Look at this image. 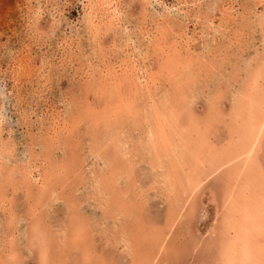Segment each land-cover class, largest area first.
<instances>
[{"label": "rangeland", "instance_id": "374dc122", "mask_svg": "<svg viewBox=\"0 0 264 264\" xmlns=\"http://www.w3.org/2000/svg\"><path fill=\"white\" fill-rule=\"evenodd\" d=\"M263 34L264 0H0V264H40L34 227L52 237L51 264H218L225 176L235 162L202 170L194 192L177 202L182 211L174 213L183 215L172 224L166 214L177 191L164 192L162 175L154 179L162 168L150 170L149 154L137 146L154 123L148 103L166 98L179 106L174 130L163 126L179 134L170 141L203 134L208 151L223 159L238 91H247L248 73L264 59ZM162 59H177L175 67L166 63L172 77L163 75ZM119 97H129L133 125L131 113L110 119L111 127L106 116L96 122ZM121 231L145 241L128 245ZM70 236L78 239L74 247Z\"/></svg>", "mask_w": 264, "mask_h": 264}, {"label": "bare ground", "instance_id": "6f19581e", "mask_svg": "<svg viewBox=\"0 0 264 264\" xmlns=\"http://www.w3.org/2000/svg\"><path fill=\"white\" fill-rule=\"evenodd\" d=\"M165 56H167V55H165ZM166 58H168V57H166ZM170 58H168V59H170ZM162 60H165V59H162ZM165 61H166L165 64L169 63V62H167V60H165ZM169 61H172V60H169ZM175 61L177 63V59ZM261 62L262 63L259 66H257L256 68L251 69L250 72L248 73L250 81H247V83H246L247 85L244 86L246 88L245 90H247V91H244V90L238 91L239 92L238 95L241 98V100L239 99V101H237V105H238L237 112L230 116L231 117V119H230L231 123L228 125V130H229L230 133L227 132V133H229L228 134L229 139H223L222 140V141H224L225 143L228 144L225 147L226 149L224 150V153H225V155L223 157L224 161H220L222 159V158L219 159L220 155L217 156L216 153L213 154V152H211L210 150L208 151V143L206 142L207 139L205 138V136L203 134H202V136H199L197 138L193 137V136H190L188 134V136H186V139H183V141H182V138H183V135H182V136H178V138L179 137L181 138L180 141H176V140H174L175 142L173 140L170 141V139H171L170 136L171 135L174 137L175 135H179V134H176V133L174 134L175 131L171 132V133L168 132V131H165L163 126L168 125V126H166L167 129L168 128H171V129L174 128V125L177 124L175 122L178 121V118L176 117L178 115L176 113V110L179 109V106H178V102H176V101H172V103L169 104V102L166 100V98L163 100L164 104H163V101H162L163 105H160V106L157 105V104H159L158 100H157L158 103H155L156 101L153 102V103L152 102H149V103L147 102L148 106L151 107L152 111L154 112L153 116L150 117V118L148 116V118H149V120L151 118H153L154 123L150 124V128H149L146 140H144V141H142V140L140 141L139 140L140 141L139 142V146H137V148H138V147H141V145H142L143 152L144 153L147 152L149 154L148 159H146V157L145 158L143 157V158L145 159L144 160L145 162H147V160H148L147 164L150 167V170H154L155 171L158 168H162L161 169L162 172H158V170L155 171L156 175H155L154 179L156 177H159L160 175H162V176H160V182L162 183V186L164 188V192L168 191V192H171V193L173 192L174 193V192L177 191V193H176L177 197L176 198L175 197H171L172 198V202H174V203H172V205L170 207L168 206L170 208V211L168 210L167 214H166V219L168 221L172 222V224L178 222L179 221L178 219H180V217L183 215L180 212L179 213H174V212H175L176 209L178 210V208H179V210L182 209L183 206L179 205L178 203L184 202V200H186L190 196V194L192 192H194V189L196 188L197 184H199V182H201L200 175L202 174V170L205 171V170L209 169V167H208L209 164H211L212 167L213 166H217L216 168L213 167L210 170H213V169L217 170V169H219L220 166L224 167V165L230 163V161H234L235 162V163H233L232 167L228 168V173L225 176L226 180H228V183H227L228 188L226 189L228 191V193H227L226 199L225 200L222 199L224 201V208H223L224 212H222L223 214L221 216H222V219H224V220H222V222L223 221L224 222L222 224V227L220 228L221 235H219L220 237L218 238V244H217V246H218V264H264V164L260 166V164H262V163L259 162V158H258L260 149L262 148V141H263L262 139L264 137V70H263L264 69V59ZM176 63H172V64L169 63V64H170V66L172 68V66L175 67ZM164 67L168 69L167 70L168 72H166L167 73V75H166V73L164 74V71H163V75H165L167 77H172L173 76L172 69L169 68V66L167 64ZM162 68H163V65H162ZM165 68H164V70H165ZM176 69L177 68H175L173 70H176ZM159 70H160V68H159ZM175 74H177V73H175ZM173 84H174V82H173ZM244 84H245V82H244ZM91 85H92V83H91ZM134 85H135V83H134ZM192 85H193V83H192ZM177 87H176V89H178ZM244 94H245V96H244ZM175 95L178 97L179 94L176 93ZM117 97H118V95H117ZM150 97H151V94H148V98L149 99H150ZM127 99H129V97ZM127 99L123 100L121 97H119L118 101H117L118 104L116 102H115L116 104H111V106H113L111 111H109V113H106V114L103 113L102 116L98 115L99 117L96 120V122L97 121L99 122L100 121L99 119L104 120L103 117L106 116L107 120H104L105 121L104 124L106 125V123H107V125H109V127H111L110 124L114 125V123H115V122L112 123L113 118H117L116 120L119 119V121H122V119L125 116V115H123V113H127V115H129L131 113L130 117H128V118H129V121L132 122V120H130V118H131L132 113L134 112L135 109L133 110L131 107L127 109L128 105L127 106L125 105V103L127 102ZM177 99L179 100V98H177ZM129 101H131V100H129ZM160 102H161V100H160ZM128 103H130V102H128ZM167 103L169 105H167ZM245 103L248 106V109H247L246 113H244L243 110H242L243 105ZM77 104H78V102H77ZM138 107H140V105ZM135 108H137V107H135ZM145 109L146 108H144V110ZM106 110H104V112ZM142 110H141V112L145 113ZM148 110H146V111H148ZM149 111L151 113V110H149ZM135 113H137V112L135 111ZM170 113H171V115H170ZM142 115L144 117V114H142ZM173 116H175L177 118L175 122L172 121ZM120 117H122V119ZM138 117H139V113H138ZM148 118H147V120H148ZM110 119H112V120H110ZM137 119L139 121L140 117L137 118ZM165 119H166V122H165ZM119 121H117V122H119ZM214 121L215 122H217V121L221 122L222 119L218 120V118H216ZM138 123H141V122H138ZM190 123L191 122H189V125L194 126V122H192L191 124ZM205 124H206V122H204L203 126ZM118 125H120V124H118ZM132 125H133V122H132ZM134 125H135V123H134ZM146 126H148V125H146ZM109 127H108V129H109ZM180 127H182V126H180ZM184 127L188 129V126L187 127L184 126ZM115 128H113V131H115L114 130ZM134 128H136V127H134ZM220 129H221V127H220ZM226 131H227V128H226ZM111 132H112V129H111ZM146 133L144 131V134H146ZM177 133H179V132H177ZM113 136H115L114 133H113ZM144 138H145V135H144ZM113 143H114V141H113ZM210 144H212V143H209V148H210V146L213 147V144L212 145H210ZM222 146L224 147V145H222ZM205 148H206L207 151L205 150ZM210 149L212 150L213 148H210ZM139 151H141V150H139ZM218 151H220V149H218ZM107 154H110V153H107ZM115 157H117V156H115ZM135 157H136V155H135ZM121 160H123V159H121ZM113 161H115V160H113ZM116 162H117V160H116ZM115 165H118V164H115ZM123 165H124V163H123ZM112 166H114V165H112ZM256 166H258L259 169ZM116 167H113V168H116ZM119 167L120 166L118 165L117 169ZM7 168H9V167H7ZM113 168H112V170L115 171V169H113ZM51 169H52V167H51ZM10 170H11V172L13 171L12 169H10ZM10 170H8V171H10ZM72 170L74 171V169H72ZM45 171H44V173L47 172V171L46 172ZM116 171H118V170H116ZM51 172H49V173H51ZM56 173L58 175V172H56ZM75 173H77V172H75ZM223 173H225V172H223ZM204 174H205V172H204ZM73 175H71V176H73ZM6 177H8V175ZM51 181H48V182L50 183ZM39 182H41V181H39ZM52 182H54V181H52ZM44 183H43V185H44ZM49 183H47L45 185L47 186V188L51 185L52 188L51 187L50 188L53 189L52 183L50 185H49ZM46 186H45V188H46ZM38 187H37V189L39 190L38 192H40V190L41 191L44 190V189H42L43 186L40 189ZM43 192L44 191H42V194H43ZM45 192L47 193V191H45ZM3 194H0V195H3ZM4 198L5 197H3V199ZM38 198H39V196H38ZM126 208L128 210L125 209L124 213L126 212L127 215L130 216L131 215L130 210H132V212H133L132 206L131 207H126ZM133 208H136V204L133 205ZM186 209L187 208H185V214L187 215L188 211L190 212V209L189 210L188 209L186 210ZM33 212L35 213V211H33ZM28 214H29V212H28ZM71 214H72V212H71ZM185 214H184V216H185ZM179 215H180V217H179ZM36 216H37V214H36ZM77 216H79V215H76V217ZM9 217H10V214H9ZM35 217H33V218L36 219ZM16 218H18V217H16ZM136 218L138 219V216ZM34 219H33V221H34ZM7 220L9 221V218H7ZM76 220H78V218ZM76 220H74V222ZM39 221H41V220H39ZM9 223L12 224V222H7L6 221L7 225H9ZM34 223L37 225V223L35 221H34ZM76 223H77V221H76ZM76 223H75V226H76ZM39 224H40V227H41V223H39ZM29 225H31V222L29 223ZM71 225H72L71 227H73V224H71ZM44 226H45V224H44ZM78 226H80V225H77V229L81 228V227L78 228ZM47 227H48V225H47ZM47 227L45 229H43V230L45 231L47 229ZM142 227L140 226L141 230L144 229ZM9 228H10V225H9L8 229ZM67 228H66V230H67ZM75 228L76 227H73L74 230H75ZM135 228H137V227H135ZM31 229H32V227H31ZM36 229L37 228L34 227L31 230L32 234H34V235L31 234V235L34 236V237H31L30 234L29 235H30L31 238H33V240H34V238L37 239V240L35 239L36 242H37V243L36 242L35 243L37 244L36 245L37 256H38V258L40 260V264H42L41 262H43L44 264H51L50 256H52V254H51L52 251H51V249H48L49 245L47 243V240L49 239V241H50V238H52V237L49 236V238H48V236L45 235V233L43 234V232H41L42 229H39V230H36ZM6 232L7 231H5V233ZM78 232H80V231H78ZM84 232H86V231H84ZM108 232L109 231H107L105 233H108ZM112 232H113V230H112ZM144 232H146V231L144 230ZM26 233H28V232L26 231ZM75 233H77V232L74 231V235H75ZM121 233H123V235L126 236V238H124L125 237L124 236V237H122V239H123V241H127L129 243L128 245H131L130 244L131 241L134 242L135 245H138L140 243L142 244L145 241V238H146V237L141 235L142 233L138 234L136 231L134 233L131 232L129 234L127 232H124V231H121ZM153 233H154V235H151L153 237H150V238L151 239L158 238L157 231L155 230ZM71 234H73V230L71 231ZM79 234H81V233H79ZM81 235L83 236V234H81ZM112 235H113L112 239H114V234H112ZM174 235L175 234L173 233L172 239H171L172 240L171 243L176 241L175 240V236L176 235L175 236ZM115 236H116V234H115ZM108 237H111V235L108 236ZM118 237H121V235H118ZM10 238H12V237H10ZM25 238L28 239L26 237V234H25ZM44 238H45V240H44ZM74 239H75L74 236H72L71 239H69L70 241H74V242H72L73 245L71 243L72 247H74L76 245V243H77L76 241H78V239H76V240H74ZM80 239H83V238H80ZM30 240H32V239H30ZM33 240H32V242H34ZM114 240H113V242H114ZM118 240H121V239H118ZM17 241H19V240H17ZM134 243H132V244H134ZM11 244H9V246ZM51 244H50V246H51ZM78 244L80 245V248L83 247V245L81 243H78ZM154 245H156V243L155 244L153 243V247H154ZM150 247H152V246L149 245V250H150ZM32 248L33 247L30 248V251H31ZM146 248L148 249V246H146ZM174 250H175V248L173 249V251ZM84 254L85 253L82 254V257H85ZM101 258H103L102 261L105 262L104 257L102 256V257H100V259ZM16 262L17 261H14L13 263H16ZM73 264H74V261H73ZM103 264H107V263L105 262ZM130 264H144V263L139 258H138V260L133 258L131 260Z\"/></svg>", "mask_w": 264, "mask_h": 264}]
</instances>
